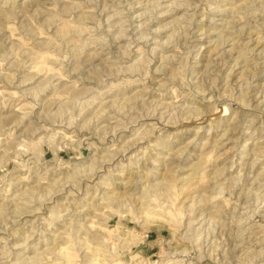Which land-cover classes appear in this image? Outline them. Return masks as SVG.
<instances>
[{"label":"rangeland","instance_id":"obj_1","mask_svg":"<svg viewBox=\"0 0 264 264\" xmlns=\"http://www.w3.org/2000/svg\"><path fill=\"white\" fill-rule=\"evenodd\" d=\"M0 264H264V0H0Z\"/></svg>","mask_w":264,"mask_h":264},{"label":"bare ground","instance_id":"obj_2","mask_svg":"<svg viewBox=\"0 0 264 264\" xmlns=\"http://www.w3.org/2000/svg\"><path fill=\"white\" fill-rule=\"evenodd\" d=\"M223 111H225L226 109L224 108V109H222ZM206 116V115H205ZM241 231V230H240ZM239 235H240V233H238Z\"/></svg>","mask_w":264,"mask_h":264}]
</instances>
